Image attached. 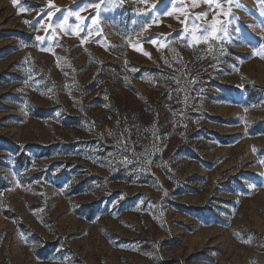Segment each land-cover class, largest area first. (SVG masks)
Wrapping results in <instances>:
<instances>
[{"label":"rangeland","instance_id":"374dc122","mask_svg":"<svg viewBox=\"0 0 264 264\" xmlns=\"http://www.w3.org/2000/svg\"><path fill=\"white\" fill-rule=\"evenodd\" d=\"M0 264H264V0H0Z\"/></svg>","mask_w":264,"mask_h":264}]
</instances>
